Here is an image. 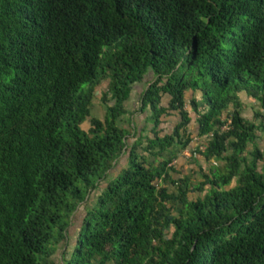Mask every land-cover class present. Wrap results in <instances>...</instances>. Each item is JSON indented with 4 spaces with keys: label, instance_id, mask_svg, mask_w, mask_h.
Segmentation results:
<instances>
[{
    "label": "trees",
    "instance_id": "obj_1",
    "mask_svg": "<svg viewBox=\"0 0 264 264\" xmlns=\"http://www.w3.org/2000/svg\"><path fill=\"white\" fill-rule=\"evenodd\" d=\"M148 72L150 135L126 147ZM240 91L264 111V0H0V264H53L104 178L61 264H264V114L243 117ZM193 137L208 166L190 184L169 152Z\"/></svg>",
    "mask_w": 264,
    "mask_h": 264
},
{
    "label": "crops",
    "instance_id": "obj_2",
    "mask_svg": "<svg viewBox=\"0 0 264 264\" xmlns=\"http://www.w3.org/2000/svg\"><path fill=\"white\" fill-rule=\"evenodd\" d=\"M150 79L151 74L148 72L140 82L133 84L129 98L125 102V107L127 108L128 112H130V114H126L128 123H125L124 125L127 131L125 140L126 147H130L133 141L137 140L140 135H150L149 130L151 128V123L145 121L146 114L138 109V107L140 106V94L144 89L146 83ZM237 96L242 104L241 115L248 120H252L253 122L258 123L260 118H256L254 114L256 112L264 114V111L258 106V103L253 98L247 96L244 91L238 92ZM191 97H193L195 100H199L200 92L187 91L184 95V99L186 101H189ZM128 104H130L131 107H128ZM135 107L136 109H138V111L134 109ZM184 108L190 115L192 114V111L190 110L188 104H186ZM176 121V113L172 112L170 113V115L164 116L157 126V129H159V134L169 133ZM188 130H194L193 122L188 125ZM205 142L206 137H193L190 144L185 148L180 150L178 147H173V149L170 150L169 155H171V160L169 162V165L174 169L173 177L187 175L190 177V184H193V182L198 180V167L200 166L202 169H205L208 166V163L205 162L199 155H196L194 153V149L196 147L202 149L205 145ZM255 142L257 143L259 148L264 144V130L260 129L256 132ZM247 150H250V148H247ZM127 154L128 150H126L121 156H119L116 163V170H118L119 167L125 165ZM113 170H111V173L113 172ZM176 173L178 174L176 175Z\"/></svg>",
    "mask_w": 264,
    "mask_h": 264
},
{
    "label": "rangeland",
    "instance_id": "obj_3",
    "mask_svg": "<svg viewBox=\"0 0 264 264\" xmlns=\"http://www.w3.org/2000/svg\"><path fill=\"white\" fill-rule=\"evenodd\" d=\"M146 75L147 74H145L144 77ZM104 90H105V81H101L97 86H95L93 88L94 97L92 98V102H91V104H92L91 109H90L91 116H94V117H101L102 116L103 108L100 104V100L98 97H99L100 92H102ZM127 106L131 107L130 104H128ZM134 109L138 111V109H136V107ZM86 126L87 125L84 124L83 128H86ZM260 148H261V154L264 157V144ZM258 165H260V166L263 165V162H259ZM104 182H106L105 178H104V180H101L100 182H98L96 188L88 193L86 200L84 202L80 203L77 206L76 210L71 215L69 227L67 230L66 245L63 247L60 246L56 249V251L54 252V254L51 257L53 264H61V256L66 257L67 252L69 251L70 247L73 244L74 235L79 228L80 221H81L86 209L90 208L94 204L96 196L99 194V192L101 191V189H103V187L105 185Z\"/></svg>",
    "mask_w": 264,
    "mask_h": 264
},
{
    "label": "built area",
    "instance_id": "obj_4",
    "mask_svg": "<svg viewBox=\"0 0 264 264\" xmlns=\"http://www.w3.org/2000/svg\"><path fill=\"white\" fill-rule=\"evenodd\" d=\"M229 127V120H226V122L223 123V125L220 127V130H226Z\"/></svg>",
    "mask_w": 264,
    "mask_h": 264
}]
</instances>
